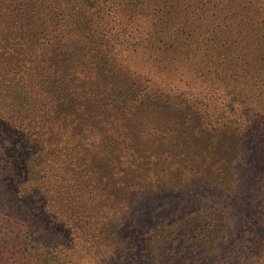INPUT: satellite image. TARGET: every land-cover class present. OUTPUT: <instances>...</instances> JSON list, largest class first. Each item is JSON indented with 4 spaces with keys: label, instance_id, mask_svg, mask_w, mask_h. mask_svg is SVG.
I'll return each instance as SVG.
<instances>
[{
    "label": "trees",
    "instance_id": "trees-1",
    "mask_svg": "<svg viewBox=\"0 0 264 264\" xmlns=\"http://www.w3.org/2000/svg\"><path fill=\"white\" fill-rule=\"evenodd\" d=\"M0 264H264V0H0Z\"/></svg>",
    "mask_w": 264,
    "mask_h": 264
},
{
    "label": "rangeland",
    "instance_id": "rangeland-1",
    "mask_svg": "<svg viewBox=\"0 0 264 264\" xmlns=\"http://www.w3.org/2000/svg\"><path fill=\"white\" fill-rule=\"evenodd\" d=\"M210 60V59H208ZM193 61L198 65L200 62L201 64L199 65V73L196 75V84L199 83L200 79H207V81L212 83V87L208 86V93L214 97H219L221 101H226V99L234 101L233 106L234 110L236 113L240 116L242 120H250L251 119V80H242L239 75L237 74H232V72L229 70L228 72L225 70L220 69L217 67L216 69L209 64L207 59L203 56V60H201V57H198L196 60L193 59ZM203 61V62H202ZM132 60L129 61V65L132 64ZM207 65V68H206ZM171 66L170 62L165 64L163 67H158V68H152L154 70L155 74L160 76V78H165L166 76L169 75L168 71L172 70H167ZM220 66V65H219ZM142 68H145L143 65H141ZM205 67L204 70V76L201 73V70ZM186 68L182 69L181 71H178L175 74V82L177 81L178 75L179 78L181 79L180 84L184 85L185 76L191 77L192 73L191 71L187 70ZM181 76L183 78H181ZM189 84V83H188ZM192 85V83H190ZM243 87V88H241ZM248 97V99H246ZM234 114L233 117H234ZM232 115L230 116L232 118ZM250 162V160H249ZM251 163V162H250ZM230 182L231 185L235 186V188L245 186L248 181V175H246L245 172V164L244 162H238L234 161L231 166H230V175L228 176V179L226 182ZM211 191V190H210ZM213 192V191H211ZM227 196V195H226ZM251 195L246 196V195H241L240 196V204L242 206H246L248 209H251ZM243 208V207H242ZM242 208H234L233 209V214L232 216H238L241 218H246L248 220L249 215H245L242 212H240L239 209Z\"/></svg>",
    "mask_w": 264,
    "mask_h": 264
}]
</instances>
